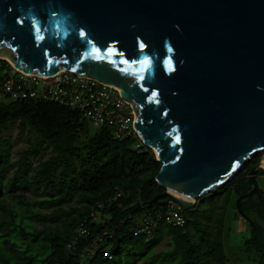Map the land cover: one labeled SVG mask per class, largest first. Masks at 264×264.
I'll list each match as a JSON object with an SVG mask.
<instances>
[{
  "label": "water",
  "instance_id": "95a60500",
  "mask_svg": "<svg viewBox=\"0 0 264 264\" xmlns=\"http://www.w3.org/2000/svg\"><path fill=\"white\" fill-rule=\"evenodd\" d=\"M0 56L119 88L160 163L165 190L147 205L195 208L261 154L236 203L253 223L242 201L263 196L264 0H0Z\"/></svg>",
  "mask_w": 264,
  "mask_h": 264
},
{
  "label": "trees",
  "instance_id": "16d2710c",
  "mask_svg": "<svg viewBox=\"0 0 264 264\" xmlns=\"http://www.w3.org/2000/svg\"><path fill=\"white\" fill-rule=\"evenodd\" d=\"M85 121L79 111L54 102L0 100V264H227L218 214L227 207L229 186L237 195L252 188L251 168L245 171L249 163L215 196L199 199L189 215L185 210L183 227L160 222L155 237L146 242L131 232L128 216L161 204L159 199L147 205L165 190L155 180L160 168L155 153L146 145L134 148V136L116 139L107 127L90 134ZM15 122L28 131V145L16 159L12 138L4 135ZM116 188L124 194L114 200ZM255 196L244 199L242 208L248 216L257 211L264 218V196L259 201ZM84 220L91 234L68 251ZM252 221L251 243L259 252L258 264H264V230ZM102 224L115 226L116 237L92 255L88 248ZM163 228L169 249L149 255L162 240L158 232Z\"/></svg>",
  "mask_w": 264,
  "mask_h": 264
},
{
  "label": "built area",
  "instance_id": "2783aa9c",
  "mask_svg": "<svg viewBox=\"0 0 264 264\" xmlns=\"http://www.w3.org/2000/svg\"><path fill=\"white\" fill-rule=\"evenodd\" d=\"M1 95L11 100L32 99L58 103L79 111L83 119L99 129L109 128L116 139L125 140L133 136L138 138L134 142L136 149L145 145L135 128L137 115L133 104L120 94L118 87L94 77L65 69L52 76L25 73L16 68L10 60L0 58ZM123 194V190L116 188L112 199H118ZM104 207V204H99V208ZM102 215L107 216L105 212ZM128 218L131 221V232L137 237H143L146 242L155 237L160 222L176 227H183L187 223L184 207L176 200L166 198L153 210H141ZM116 233L115 226L102 224L98 227L95 244L113 240ZM90 234L91 230L84 220L75 229L67 250H72L80 237ZM82 256H85V253ZM106 256L111 259V252L106 251Z\"/></svg>",
  "mask_w": 264,
  "mask_h": 264
},
{
  "label": "rangeland",
  "instance_id": "374dc122",
  "mask_svg": "<svg viewBox=\"0 0 264 264\" xmlns=\"http://www.w3.org/2000/svg\"><path fill=\"white\" fill-rule=\"evenodd\" d=\"M1 101H12L9 97L5 95L0 96ZM88 127V131L90 134L94 133L97 129L90 121H85ZM27 129L21 131L19 122H15L9 125L8 129L5 131L4 135L12 138L14 142V157L17 158V152L23 150L28 145V134ZM49 153L45 154L43 157L47 158ZM261 154H256L248 161V167L245 169L248 170L252 168L260 159ZM245 171L242 173L244 174ZM257 181L262 190L264 196V175H258ZM212 196L216 195V192L211 193ZM225 194L229 195V200L227 207L224 208V212L220 211L218 215H220L219 224L223 229V244L225 254L227 256V264H258L259 261V252L251 243V239L254 236L253 228L251 224L245 220L241 215L237 214L236 203L240 195H237V192L234 186H229L225 190ZM224 194V195H225ZM255 201L260 200L259 196H255ZM219 203H222V196L219 198ZM193 208L190 210L192 211ZM186 213L189 215V210H186ZM249 218L251 220L256 221L264 230V218H262L257 211H253L249 213ZM158 238H161L158 246L154 250H150L148 254L152 252H159L161 250H166L170 244V237L167 234V229L163 228L158 232ZM104 242L98 244L94 243L92 246H89L88 250L91 251L92 255L95 254L98 249L103 247ZM106 247V246H104ZM169 249V248H168ZM100 258H98L97 262H100ZM134 264H143L142 261L135 262Z\"/></svg>",
  "mask_w": 264,
  "mask_h": 264
},
{
  "label": "bare ground",
  "instance_id": "6f19581e",
  "mask_svg": "<svg viewBox=\"0 0 264 264\" xmlns=\"http://www.w3.org/2000/svg\"><path fill=\"white\" fill-rule=\"evenodd\" d=\"M0 57H3V58H5V59H8V60L12 61L11 58H8V57H6V56H0ZM62 70H63V69H62ZM259 167H260L261 169L264 170V157H263V159L261 160ZM178 196H180V195H178ZM182 197H183V196H182ZM183 198H185V197H183Z\"/></svg>",
  "mask_w": 264,
  "mask_h": 264
},
{
  "label": "snow or ice",
  "instance_id": "6c2138e0",
  "mask_svg": "<svg viewBox=\"0 0 264 264\" xmlns=\"http://www.w3.org/2000/svg\"><path fill=\"white\" fill-rule=\"evenodd\" d=\"M179 140V138L177 137V141Z\"/></svg>",
  "mask_w": 264,
  "mask_h": 264
}]
</instances>
